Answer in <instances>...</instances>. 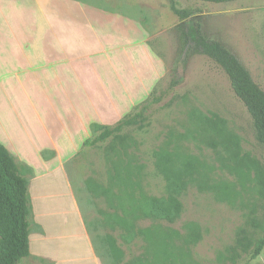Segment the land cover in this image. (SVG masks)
Returning <instances> with one entry per match:
<instances>
[{
  "label": "rangeland",
  "instance_id": "1",
  "mask_svg": "<svg viewBox=\"0 0 264 264\" xmlns=\"http://www.w3.org/2000/svg\"><path fill=\"white\" fill-rule=\"evenodd\" d=\"M26 1L0 0V135L4 123L15 128L14 139L26 126L20 152L52 140L62 157L77 155L67 168L83 169L75 181L90 192L87 204L110 226L130 231L136 219L135 246L126 255L132 264H264V246L252 256L264 233V144L224 70L191 54L175 30L192 22L222 41L264 90V0H36L62 22H53L61 24L58 36L80 51L64 67L40 64L35 78L25 62L6 61L5 50L23 53L7 23ZM171 4L195 12L179 20ZM64 68L72 73L67 79ZM139 111L143 121L90 142L93 123L114 125ZM155 198L177 202L170 219L155 212Z\"/></svg>",
  "mask_w": 264,
  "mask_h": 264
},
{
  "label": "crops",
  "instance_id": "2",
  "mask_svg": "<svg viewBox=\"0 0 264 264\" xmlns=\"http://www.w3.org/2000/svg\"><path fill=\"white\" fill-rule=\"evenodd\" d=\"M28 2L27 0L22 3L27 5L22 6L21 10L13 11L12 15L10 13L7 23V30L12 32L14 38L21 40L23 53L18 54L14 50L5 51L8 53L6 61L25 62L26 67L29 68L28 73L32 72L35 78L33 72L35 67L40 64L45 67L54 65L56 60L59 61L57 63H60V67H64L68 60L78 59L80 50L76 41L74 43L72 40L58 36L56 31L62 30L59 28L61 24L56 26L53 22H62L57 20L58 17L54 13H48L42 5L38 8L36 0ZM31 3L36 4L37 7H32ZM92 14L101 16L95 12ZM85 17L91 28L90 14ZM62 53L65 57H61ZM66 69L64 68V72L60 75L67 79L72 73ZM45 72L47 73L46 69L43 71L44 75ZM68 112L72 115L76 110ZM83 112L91 114L88 109ZM6 118L4 115L2 120L8 122ZM76 122V119H70L67 124L77 128ZM4 125L9 127V131ZM4 125L1 132L4 135H0V142L5 147L7 145L6 148L13 158L10 148L17 154L19 164L15 163L16 166L19 165L17 167L19 173L27 180L31 204L28 225L29 254L16 264H121L122 262L132 264L131 256L126 257V255L130 254V249L135 246L136 219L130 231L114 221L110 226L109 221H105L100 213L95 212L92 206L87 204L91 196L85 189V183L76 182L77 178L79 181L83 178L81 176L83 169L76 168L75 165L70 170L67 168L68 163L77 162L74 161L77 155L68 159L62 157L61 147L52 140L49 146L44 144L28 146L26 150L20 152L18 148L26 145L27 135H23L26 126L21 125V129H17L20 134L14 139L10 130L15 128L10 124L4 123ZM44 150L53 151V156L42 158L41 152ZM82 154L84 155L85 152L79 156ZM127 235L128 241L125 239ZM108 236H111V241ZM115 251L121 252V257H117Z\"/></svg>",
  "mask_w": 264,
  "mask_h": 264
},
{
  "label": "trees",
  "instance_id": "3",
  "mask_svg": "<svg viewBox=\"0 0 264 264\" xmlns=\"http://www.w3.org/2000/svg\"><path fill=\"white\" fill-rule=\"evenodd\" d=\"M211 3H224L235 0H201ZM171 9L179 20H185L195 11L178 9L171 4ZM186 27V30L183 28ZM178 40L189 44L191 54H203L219 65L227 74L231 88L242 101L249 113L256 140L264 144V90L253 80L248 69L237 56L220 40L209 37L200 32L192 23L177 25ZM178 81L174 79L170 86ZM145 119L144 113L139 111L119 119L114 125L102 126L93 123L98 128L90 141L92 144L106 141L125 128L137 124ZM90 143V144H91ZM262 191L264 196V171L260 170ZM153 207L159 217L170 219L177 208L173 199H152ZM31 204L27 188V180L19 173L16 163L8 149L0 142V264H16L21 258L29 254L28 225ZM264 246V233L261 241L255 247L252 256L261 253Z\"/></svg>",
  "mask_w": 264,
  "mask_h": 264
}]
</instances>
